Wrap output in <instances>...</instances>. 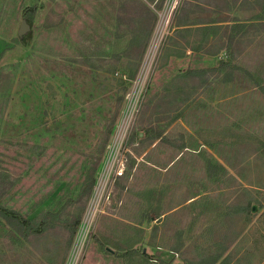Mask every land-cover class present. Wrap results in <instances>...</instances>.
<instances>
[{"label":"rangeland","instance_id":"374dc122","mask_svg":"<svg viewBox=\"0 0 264 264\" xmlns=\"http://www.w3.org/2000/svg\"><path fill=\"white\" fill-rule=\"evenodd\" d=\"M129 1L0 0V264H264V0Z\"/></svg>","mask_w":264,"mask_h":264},{"label":"trees","instance_id":"16d2710c","mask_svg":"<svg viewBox=\"0 0 264 264\" xmlns=\"http://www.w3.org/2000/svg\"><path fill=\"white\" fill-rule=\"evenodd\" d=\"M138 0H130L131 3H138ZM140 2V1H139ZM141 6L144 8L141 12V20L144 23L142 28V32L138 38V44L141 47V51L143 52L146 48V44H148L154 26L157 19V14L154 9L150 8L147 4H143L141 2ZM35 6H28L25 8L24 13L28 18H33L34 13L36 12ZM226 65V64H225ZM50 214V213H48ZM48 214L44 215L39 222H34L33 220L23 216L17 210L7 208L5 206L0 205V216L9 224L17 228L18 230L24 232L26 235L30 234H38L41 231H44L48 226L47 221H49ZM48 215V216H47ZM80 224V223H79ZM77 225V224H75ZM107 249V248H106ZM109 250V249H107ZM110 251V250H109Z\"/></svg>","mask_w":264,"mask_h":264},{"label":"built area","instance_id":"2783aa9c","mask_svg":"<svg viewBox=\"0 0 264 264\" xmlns=\"http://www.w3.org/2000/svg\"><path fill=\"white\" fill-rule=\"evenodd\" d=\"M151 4L154 8V11L157 14L156 24L154 26V35L153 41L150 47L149 57L155 56V54L159 51V46L161 44V37L165 34L166 30L171 27V24L174 20V17L181 5L182 0H152ZM152 54V56H150ZM126 132L121 129L120 133H117L115 136V142H113V147L115 144H123L125 141Z\"/></svg>","mask_w":264,"mask_h":264},{"label":"crops","instance_id":"0c3cea01","mask_svg":"<svg viewBox=\"0 0 264 264\" xmlns=\"http://www.w3.org/2000/svg\"><path fill=\"white\" fill-rule=\"evenodd\" d=\"M239 31V30H238ZM234 35H232L231 36V38H230V40H233L234 39ZM226 64V65H225ZM225 66H227V63H226V61H224L223 59L222 60H220V63H219V66H216V67H213V69H221V68H223V67H225ZM220 67V68H219ZM185 73H194L193 72V70H192V72H190V71H186Z\"/></svg>","mask_w":264,"mask_h":264},{"label":"water","instance_id":"95a60500","mask_svg":"<svg viewBox=\"0 0 264 264\" xmlns=\"http://www.w3.org/2000/svg\"><path fill=\"white\" fill-rule=\"evenodd\" d=\"M254 210H256V205L253 206V211H254ZM108 249H110V248H108ZM110 250H112V249H110Z\"/></svg>","mask_w":264,"mask_h":264}]
</instances>
